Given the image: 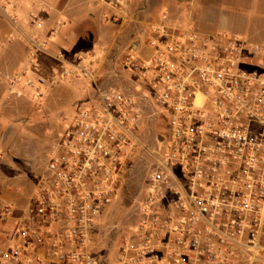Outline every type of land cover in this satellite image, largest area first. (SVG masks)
I'll list each match as a JSON object with an SVG mask.
<instances>
[{
    "label": "built area",
    "instance_id": "obj_1",
    "mask_svg": "<svg viewBox=\"0 0 264 264\" xmlns=\"http://www.w3.org/2000/svg\"><path fill=\"white\" fill-rule=\"evenodd\" d=\"M89 1L116 21L134 3ZM167 19L150 27V58L131 47L121 62L143 95L123 81L105 82L94 51L56 58L59 79L87 81L95 96L58 135L29 208L15 217L13 207L0 206V224L12 229L4 264H99L90 250L95 227L141 159L136 145L148 106L152 121L161 119L166 148L149 152L154 164L138 224L113 264H256L264 257V44L174 28ZM47 45L33 42L31 62ZM22 83L42 99L43 79L14 76L11 93L22 96Z\"/></svg>",
    "mask_w": 264,
    "mask_h": 264
},
{
    "label": "rangeland",
    "instance_id": "obj_2",
    "mask_svg": "<svg viewBox=\"0 0 264 264\" xmlns=\"http://www.w3.org/2000/svg\"><path fill=\"white\" fill-rule=\"evenodd\" d=\"M1 3L7 6L13 2L6 0ZM139 3L143 8L142 16L135 15L137 8L131 4L126 16L120 21L110 16L106 8L96 5L100 16L99 31L96 32V36L93 33L90 38L85 37L80 48L58 47L50 50L47 45V52L37 56L30 66L27 42L22 44L23 42L19 41L22 46L16 51L19 52L20 63L16 66L0 65V192L6 194V197L8 193L20 190L22 191L20 194L27 196V204L21 208L12 202L3 201L0 197V206L13 207L15 217L21 216L29 208L37 183L36 178L42 173L49 151L58 135L70 126L87 100L85 97L87 82L78 78L59 79L57 57L70 59L73 54L91 49L97 53L95 43L99 47L98 53H104L107 47L116 42L119 45L116 50L119 62L125 57L128 47L136 38L143 40L150 38V25L163 21L164 14L168 16L167 24L175 28L194 27L203 33L233 35L219 30L224 18L221 12L214 15L210 13L211 9L215 11L219 9L214 1L193 0L183 5H177L171 0H139ZM178 8L184 13L180 19L173 15L174 10ZM204 21L206 25L203 24ZM53 33V30H49L43 35L45 38H40L39 35L33 38L39 42L47 39L48 41H45L48 44L53 38ZM8 36L6 31L3 38H0V50L6 42L10 45L9 42L16 38L11 35L7 39ZM141 55L147 59L149 52L143 50ZM27 74L32 79L44 80L43 97L39 101L27 93L24 83L20 87L22 96L11 93L10 79L17 75H24L27 78ZM121 74L124 84L135 94H144L143 90L137 89L138 84L130 73L122 71ZM102 78L105 80L103 76ZM154 111L155 108L148 106L143 112V128L139 135L141 145H136L137 156L139 154L141 159L136 160L122 190L95 227L90 250L99 264H113L121 239L136 229L139 211L146 194L148 176L154 164V158L149 152L162 154L166 148L161 119L152 121ZM11 235V227L0 224V264H4V252ZM261 261L264 262V257L256 264H261Z\"/></svg>",
    "mask_w": 264,
    "mask_h": 264
},
{
    "label": "crops",
    "instance_id": "obj_3",
    "mask_svg": "<svg viewBox=\"0 0 264 264\" xmlns=\"http://www.w3.org/2000/svg\"><path fill=\"white\" fill-rule=\"evenodd\" d=\"M4 1L6 0H0V38H3L6 31L9 34L7 39L11 35H14L16 38L12 42H9L10 45L6 42L5 46L0 50V65L6 64L16 66L19 64V52L16 50H19L22 44L27 42V53L29 55L35 40L33 37L39 35V37L41 36L40 38H45L43 35L47 34L49 30L54 31L53 38L50 39L48 43V49L50 50L58 47L66 49L80 48L83 45L85 37L90 38L93 33L94 36H96V32L99 31L98 18L100 16L96 5L89 0H8L13 3L7 6L1 3ZM171 1L176 2L177 5H183V3L192 2L193 0ZM205 1L216 2L217 8L219 9H216V11L211 9L210 13L214 15L215 13L219 14L221 12V16L224 18L220 24L219 30L233 34V36L236 37L240 36L239 38L249 42H261L264 44V0ZM133 5L137 8L135 10V15L142 16L141 13L143 8L140 6L139 0H134ZM183 14L182 10L178 8L174 10L173 15L176 16L177 19H180ZM205 22L206 21L203 22L204 25H206ZM39 23H42L43 27L39 28ZM165 23L167 24V22ZM167 25L171 26L170 24ZM102 39L105 41L103 37ZM95 40L96 39H94V42ZM19 41L23 43L20 44ZM94 47L98 48L96 49V67L99 70L100 76L105 78L104 81L109 84L117 82V80L122 81L121 72L123 70L121 62L123 58L119 62H117L116 58V50L119 48V45L116 42L112 43L106 48L108 50L106 54L98 53V44L95 43ZM131 47H133L137 56L143 58L141 52L146 50L149 52L148 58L151 57L152 50L149 45V39L143 40V38H136L128 47L127 52ZM11 51H13V53H11ZM91 51H93V49H91ZM84 52L88 51H81L75 55L73 54L70 59L72 60L74 57ZM32 63L33 62H30V66H32ZM36 65L35 67L37 68L38 66ZM126 87L129 86L126 85ZM94 96V91L87 82L85 97L89 99ZM21 192L20 190H15L10 194L8 193L6 197V194L0 192V197L3 201L12 202V204L21 208L27 204V196L20 194ZM261 264H264V262L261 261Z\"/></svg>",
    "mask_w": 264,
    "mask_h": 264
}]
</instances>
